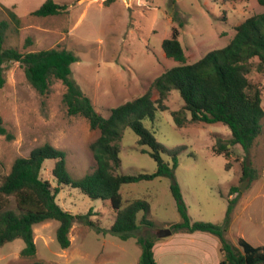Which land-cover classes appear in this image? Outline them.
Here are the masks:
<instances>
[{
    "label": "rangeland",
    "instance_id": "rangeland-1",
    "mask_svg": "<svg viewBox=\"0 0 264 264\" xmlns=\"http://www.w3.org/2000/svg\"><path fill=\"white\" fill-rule=\"evenodd\" d=\"M44 1L0 0V5L13 7L21 19L18 32L10 30L6 34L4 46L20 51L65 48L73 52L77 61L71 64V78L103 117L111 108L144 93L157 76L176 65L166 57L161 43L178 22L183 23L179 38L186 62H193L225 45L244 18L264 11L258 0H54L66 4L67 12L32 15ZM2 16L8 18L4 13ZM3 74L0 116L13 138L7 140L0 135V180L16 157H26L44 143L66 152L67 169L73 177L91 172L94 159L88 144L98 131L90 129L83 117L67 113L62 102L64 85L53 80L47 93H38L19 62L7 64ZM251 77L263 89L264 108V75L252 72ZM152 98H156L155 91ZM166 103L168 109L157 111L154 120H145L143 125L167 149L186 147L177 155L173 176L124 184L120 189L125 199L141 198L149 203L147 218L154 226H140L137 235L157 238L153 248L157 264H216L220 258L216 235L172 231L169 236H157L159 229L180 221L171 194L173 182L179 186L192 221L211 223L224 222L229 187H240L224 239L235 243L241 237L254 246L264 245V118L262 132L252 148L245 152L239 145H228L231 156L227 160L213 152L217 143L229 140L226 126L216 122L178 128L171 115L183 105L177 90L169 92ZM137 139L130 128L123 130L118 172L134 175L155 170V161L140 151ZM162 156L171 163V157ZM227 161L229 169L225 168ZM244 161L258 174L252 182L241 178ZM53 166V159L44 160L41 177L55 186ZM56 202L72 214L92 210L95 214L90 218L104 227L113 222L108 200H93L79 189L63 186ZM9 208L15 209L12 199ZM57 227L58 221L53 219L33 226V256L20 254L24 246L20 238L5 243L0 247V264H32L36 260L47 264H138L141 248L135 238L120 240L111 234L102 235L75 220L68 235L70 246L62 249L56 240Z\"/></svg>",
    "mask_w": 264,
    "mask_h": 264
},
{
    "label": "trees",
    "instance_id": "trees-1",
    "mask_svg": "<svg viewBox=\"0 0 264 264\" xmlns=\"http://www.w3.org/2000/svg\"><path fill=\"white\" fill-rule=\"evenodd\" d=\"M258 1L264 5V0ZM64 12H67L66 4L45 0L31 14L46 17ZM3 13L8 18H4ZM20 24L21 19L13 7L0 5V87L5 82L3 70L11 62L20 63L26 79L40 94L49 91L53 80H59L65 87L62 102L67 113L83 117L90 129L98 131V135L88 144L94 168L80 178L68 172L66 152L49 143L33 148L26 157L13 160L9 171L0 180V247L20 238L24 243L20 254L25 257L35 255L33 226L53 219L58 221L56 240L62 249L67 248L70 246L69 231L78 220L102 235L111 234L120 240L135 238L141 248L138 264H157L153 250L157 238L137 235L140 226H154L147 218L149 203L141 198L125 199L120 189L124 184L172 177L178 164L177 155L186 147L167 149L157 141L154 132L143 125V121L152 122L157 111L168 109V94L175 89L183 101L181 108L171 111L176 127L221 123L230 130V138L225 143H217L213 152L227 160L231 156L228 145H239L248 152L262 132L261 121L264 118L263 89L251 77L252 72L264 75V11L244 18L235 26L233 36L225 45L207 51L193 62H186L179 38V28L183 23L178 22V27H172L170 36L161 43L166 57L174 60L176 65L157 76L144 93L111 108L107 117L98 113L91 98L71 78V64L77 61L73 52L65 48L20 51L4 46L8 31L18 32ZM30 42L27 38L26 43ZM153 91L156 92L154 99ZM125 128H130L137 135L140 151L147 152L155 161L153 172L134 175L118 172L121 163L119 143ZM0 135L7 140L13 138L1 116ZM163 154L171 157V163L163 159ZM46 159L54 160L51 175L55 186L41 177ZM225 168H230L228 161ZM257 177L256 170L242 162L241 178L252 182ZM63 186L79 189L93 200H108L113 216L111 225L104 227L100 221L92 220L90 216L95 214L92 210L85 214H72L63 209L56 202ZM171 194L180 216V221L170 225L173 232L196 231L216 235L220 239V258L216 264H264V245L254 246L241 237L235 243L224 239L240 187H229L223 223L192 221L176 182L171 185ZM233 194L235 196L231 197ZM11 199L15 209L9 208ZM32 264L47 263L36 260Z\"/></svg>",
    "mask_w": 264,
    "mask_h": 264
},
{
    "label": "water",
    "instance_id": "water-1",
    "mask_svg": "<svg viewBox=\"0 0 264 264\" xmlns=\"http://www.w3.org/2000/svg\"><path fill=\"white\" fill-rule=\"evenodd\" d=\"M126 1H128V0H126ZM245 182H247V181H245ZM244 185H245V184H243V185L241 186V190L244 189ZM171 233H172V230H171L170 228L166 227V228L159 229V230L157 231V236H158V237H166V236H169Z\"/></svg>",
    "mask_w": 264,
    "mask_h": 264
}]
</instances>
